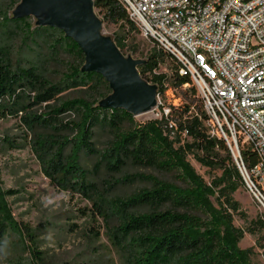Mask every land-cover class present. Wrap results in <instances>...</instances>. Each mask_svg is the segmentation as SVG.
Listing matches in <instances>:
<instances>
[{
    "label": "trees",
    "instance_id": "16d2710c",
    "mask_svg": "<svg viewBox=\"0 0 264 264\" xmlns=\"http://www.w3.org/2000/svg\"><path fill=\"white\" fill-rule=\"evenodd\" d=\"M20 2L9 0L6 8H0V119L20 121L50 182L92 204V214L104 221L112 245L127 264H248L245 255L253 250H238L246 231L234 224L236 215L246 219L235 198L245 183L226 141L217 132L212 134L206 112L185 104L160 119L138 122L125 110L100 107V101L112 93L105 78L82 71L83 51L61 30L39 27L32 17L14 18ZM94 2L105 21L119 26L114 40L122 52H137L134 37L141 31L122 0ZM16 40L33 53L29 44L45 46L47 60L58 61L61 52L72 60L65 63L67 70L60 79L52 81L45 72L47 60L21 64ZM146 61L139 71L158 87L159 95L170 85L185 86L195 94L197 87L179 75L170 54L155 47ZM167 61L173 65L171 78L159 71ZM70 91L79 96L65 98ZM3 142L20 147L10 139H0ZM190 154L203 166L221 170V175L208 184L186 161ZM244 159L250 167L257 162L248 151ZM128 167L153 169L172 180L125 173ZM136 183L145 186L119 193ZM2 218L0 237L4 238L11 227L7 217ZM262 231L264 216L253 220L247 230L253 235Z\"/></svg>",
    "mask_w": 264,
    "mask_h": 264
},
{
    "label": "rangeland",
    "instance_id": "374dc122",
    "mask_svg": "<svg viewBox=\"0 0 264 264\" xmlns=\"http://www.w3.org/2000/svg\"><path fill=\"white\" fill-rule=\"evenodd\" d=\"M8 1L0 0V8H6ZM96 13L103 22L104 33L115 39L120 33L119 26L105 21L98 9ZM134 39L137 52L127 49L126 55L137 60H146L155 50L154 43L142 33ZM17 42L14 45L20 53L16 57L21 59L22 65L25 66L27 60L37 63L47 60L45 46L41 48L29 44L35 48L33 53L20 40ZM71 60L64 52L60 53L58 61L47 60L44 63L47 77L58 81L61 72L67 70L65 63ZM172 66V62L167 61L161 65L159 71L167 73L171 78ZM78 96L77 91L64 94L65 98ZM160 98L163 104L160 108L161 114L170 113L171 108H180L185 104H190L194 111L205 112L197 88L193 94L185 86L170 85ZM134 118L138 122H147L158 119V115L157 112H151ZM27 138V132L17 118L0 119V139H10L20 146L14 148L6 142L0 144V219L7 217L5 221L11 227L7 236L0 237V264H127L122 253L112 245L104 221L92 214V204L78 194L61 191L50 182L28 145ZM186 161L195 174L208 184L222 173L219 169L212 170L203 166L193 154L188 155ZM135 172L172 180L171 175L153 169L128 167L125 170L129 174ZM101 177L105 178L106 175ZM143 186L144 183L125 186L120 188L119 193L129 194ZM8 191L17 193L11 195L7 194ZM235 198L241 203L246 218L235 216V226L246 231L237 248L245 252L253 250V253L245 255L248 264H264V249L259 243L261 241L264 245V231L255 235L247 232L252 228L253 220L264 216V208L245 186L237 191Z\"/></svg>",
    "mask_w": 264,
    "mask_h": 264
},
{
    "label": "built area",
    "instance_id": "2783aa9c",
    "mask_svg": "<svg viewBox=\"0 0 264 264\" xmlns=\"http://www.w3.org/2000/svg\"><path fill=\"white\" fill-rule=\"evenodd\" d=\"M122 2L141 33L193 81L213 135L226 141L245 187L264 208V0ZM157 100L152 113L160 119ZM247 151L257 159L252 167Z\"/></svg>",
    "mask_w": 264,
    "mask_h": 264
},
{
    "label": "water",
    "instance_id": "95a60500",
    "mask_svg": "<svg viewBox=\"0 0 264 264\" xmlns=\"http://www.w3.org/2000/svg\"><path fill=\"white\" fill-rule=\"evenodd\" d=\"M13 17H32L37 26L61 30L79 46L85 56L82 71L102 75L112 91L100 107L122 109L134 117L157 107L158 87L139 71L147 61L124 54L104 33L94 0H21Z\"/></svg>",
    "mask_w": 264,
    "mask_h": 264
},
{
    "label": "bare ground",
    "instance_id": "6f19581e",
    "mask_svg": "<svg viewBox=\"0 0 264 264\" xmlns=\"http://www.w3.org/2000/svg\"><path fill=\"white\" fill-rule=\"evenodd\" d=\"M149 114V113H148ZM148 114H145L144 116L148 115ZM143 116V115H142Z\"/></svg>",
    "mask_w": 264,
    "mask_h": 264
}]
</instances>
